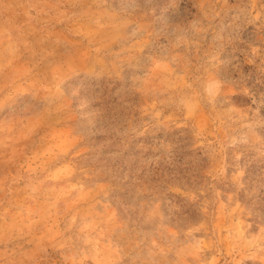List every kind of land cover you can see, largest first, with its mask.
<instances>
[{
    "label": "rangeland",
    "instance_id": "1",
    "mask_svg": "<svg viewBox=\"0 0 264 264\" xmlns=\"http://www.w3.org/2000/svg\"><path fill=\"white\" fill-rule=\"evenodd\" d=\"M0 264H264V0H0Z\"/></svg>",
    "mask_w": 264,
    "mask_h": 264
}]
</instances>
